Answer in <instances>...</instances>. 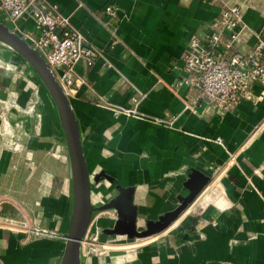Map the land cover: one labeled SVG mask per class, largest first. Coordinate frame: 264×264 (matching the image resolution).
Here are the masks:
<instances>
[{
    "label": "crops",
    "instance_id": "crops-1",
    "mask_svg": "<svg viewBox=\"0 0 264 264\" xmlns=\"http://www.w3.org/2000/svg\"><path fill=\"white\" fill-rule=\"evenodd\" d=\"M45 1L99 53L91 66L75 67L85 84L67 98L92 207L79 264H264V86L255 85L235 112L221 113L195 90L175 85L190 39L210 35L226 8L241 9L236 53L264 44V0ZM107 5L116 13L113 24H106ZM0 23L12 28L1 15ZM16 28L35 36L29 19ZM19 131L24 145L10 148ZM193 173L206 178L196 202L215 195L193 230L188 207L152 240L107 233L117 217L107 205L119 187L132 189L141 231L179 206ZM73 207L55 104L32 68L0 43V264H61Z\"/></svg>",
    "mask_w": 264,
    "mask_h": 264
},
{
    "label": "built area",
    "instance_id": "built-area-1",
    "mask_svg": "<svg viewBox=\"0 0 264 264\" xmlns=\"http://www.w3.org/2000/svg\"><path fill=\"white\" fill-rule=\"evenodd\" d=\"M104 14L106 24L116 22L112 5L105 7ZM0 15L12 25L10 31L44 59L64 95L73 97L78 85L85 84L76 75L75 67L80 62L91 66L99 53L70 25L68 18L45 0H0ZM26 19L34 25V37L16 31L17 23ZM213 29L203 39H190L181 68L184 76L175 85L195 90L200 100L212 104L217 112H235L242 101L252 98L255 85L264 86V44L257 42L247 55L234 51L244 33L238 6L224 9ZM9 107L15 109L17 105ZM91 240H95L93 235Z\"/></svg>",
    "mask_w": 264,
    "mask_h": 264
},
{
    "label": "water",
    "instance_id": "water-1",
    "mask_svg": "<svg viewBox=\"0 0 264 264\" xmlns=\"http://www.w3.org/2000/svg\"><path fill=\"white\" fill-rule=\"evenodd\" d=\"M0 43L17 53L37 74L47 89L59 114L60 126L65 135L70 157L74 199L73 218L66 237L61 264H79L81 244L84 242L85 232L91 219L92 207L90 205V180L82 155L78 128L69 101L47 68L44 59L26 41L14 34L2 23H0ZM21 132L19 131L21 137H19V140L13 136L9 137L8 145L10 148H14L16 145H24V137L21 135ZM189 182L191 183L188 187L189 193L183 198L179 206L172 212L160 216L156 221L146 222L144 230L141 231L137 230L136 227L137 213L136 208L132 205L133 191L132 189L119 187L117 189V196L107 205L108 208L115 210L117 213L115 224L107 233L109 235L124 237L128 240H141L162 233L184 215L189 205L195 201L205 187L206 178H198L197 174L193 173ZM203 210L198 217L194 212H191L187 216L192 230L197 225ZM92 235L89 234L88 240H90Z\"/></svg>",
    "mask_w": 264,
    "mask_h": 264
},
{
    "label": "bare ground",
    "instance_id": "bare-ground-1",
    "mask_svg": "<svg viewBox=\"0 0 264 264\" xmlns=\"http://www.w3.org/2000/svg\"><path fill=\"white\" fill-rule=\"evenodd\" d=\"M7 124V123H6ZM5 124V125H6ZM216 188V187H215ZM218 188V187H217ZM215 195L213 194H207L205 195L201 200L200 202L194 207V213H196V216L198 217L200 212L202 211V209L204 208L206 202H208L212 197H214ZM222 203L221 201H217L214 205L217 206V207H222ZM182 218V217H181ZM178 223V221H176L175 223H173L168 229H166L165 231H163L162 233L160 234H157V235H153V236H150L148 238H145V239H141L139 241H145V240H152L154 238H156L157 236L159 235H162V234H165L169 229L173 228L176 224Z\"/></svg>",
    "mask_w": 264,
    "mask_h": 264
},
{
    "label": "rangeland",
    "instance_id": "rangeland-1",
    "mask_svg": "<svg viewBox=\"0 0 264 264\" xmlns=\"http://www.w3.org/2000/svg\"><path fill=\"white\" fill-rule=\"evenodd\" d=\"M201 197H202V196H200V197H198V198H201ZM198 198H197V199H198ZM196 201H197V200H195V201L189 206L190 208H188V209H191V207H192V208L195 207V206L199 203V202L197 203ZM195 203H197V204H195ZM97 216H98V214L96 215V218H97Z\"/></svg>",
    "mask_w": 264,
    "mask_h": 264
}]
</instances>
